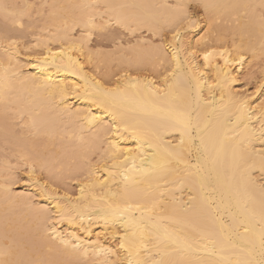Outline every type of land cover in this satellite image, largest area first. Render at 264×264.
Returning <instances> with one entry per match:
<instances>
[{
  "label": "bare ground",
  "instance_id": "bare-ground-1",
  "mask_svg": "<svg viewBox=\"0 0 264 264\" xmlns=\"http://www.w3.org/2000/svg\"><path fill=\"white\" fill-rule=\"evenodd\" d=\"M49 1L41 50L2 43L0 146L14 132L8 121L25 115L32 135L8 142L49 179L80 178L78 192L45 184L32 166L26 191L3 180L0 264H264V87L237 89L241 52L254 43L216 51L224 40L211 24L197 39L204 23L187 12L190 0ZM203 2L214 11L217 0ZM16 9L0 0V18L14 24L2 26L7 35L21 24ZM113 24L172 35L166 49L142 44L119 58L117 74L106 56L102 77L72 32Z\"/></svg>",
  "mask_w": 264,
  "mask_h": 264
},
{
  "label": "rangeland",
  "instance_id": "rangeland-1",
  "mask_svg": "<svg viewBox=\"0 0 264 264\" xmlns=\"http://www.w3.org/2000/svg\"><path fill=\"white\" fill-rule=\"evenodd\" d=\"M47 1L48 0H12V2L15 5V9L17 8L16 10H18V12H21V14H23L21 18H19L21 19L20 20L21 24L20 25L15 24L14 28L16 27L15 29H17V32H14L16 34H9V35H13L10 38L9 35L5 34V32H2L1 30H3L2 26L7 25L8 23H9L8 25L13 27L14 24H12V22L10 21L11 17H8L7 20L0 18V36L2 37V39H0V50L2 49V43L5 42L7 39H8L7 41L9 42L15 43L23 54H25V52H27L28 54L29 52L31 53L34 51L41 50L39 46V42L44 41L46 36L52 33L53 30V28L51 27L48 21L49 19L48 16L52 17V15H49L50 1L49 2ZM219 1L220 0H217V4H214L213 12L207 11L204 8L205 4L203 0H198V1L190 0L188 3L189 6L186 7V9L188 8L187 12H190L191 14L192 13L195 14L198 20L204 23V26L202 27L203 30L197 36V39L201 38V36L202 37L205 36L207 34L208 28L211 25L218 26L214 36L223 38L224 41L221 44L218 43L216 46H213V48L216 51H219L220 49L222 50L228 46L231 47V45L236 43L237 41L239 44L240 43L242 44L243 43L242 41L254 43L256 47V49L254 48L255 50L254 52L253 51L250 52L247 50H243L241 52V55L245 56L244 57L245 69L244 72L238 77L239 83L237 86L238 91L252 96L254 95L253 93H256L255 90L258 89L261 83L263 84L262 86L264 87V46L260 43L261 39L264 37V27L262 28L257 27L253 22L254 20L253 21L251 20L252 19L251 17L257 18L256 20H259L264 24V3H262L264 1L239 0V5L237 6L231 0H222L221 3ZM167 2H168L167 5L169 7L172 8L176 7L175 0H167ZM9 4L7 5V8L11 10L12 6L10 4L11 6L10 7ZM14 15L16 14L13 15L10 14V16L12 17ZM251 22L253 23V25ZM248 23L249 25H247ZM243 24H245V26ZM240 26H242L241 31L239 30ZM243 26L244 27L248 26L247 27L248 30L245 31L247 28L243 29ZM249 26H252L251 29L253 28L251 32L249 31L250 29ZM255 26L258 28L260 33L256 31L257 28H255ZM74 29L75 30H73L72 32L73 39L85 38L86 39L85 43L86 46L88 47L87 51L90 54L92 53L91 55L89 54L90 57L89 60L87 59L88 61L87 60L85 61L86 66L89 69L98 72L99 75L102 77L107 73L109 66L107 65L106 62L107 61L106 56L111 57L112 72L114 74H117L122 69L126 68L125 64L119 63V58L126 59L131 57L132 56L131 51H133V56H134L135 50H137L139 48V45L142 44L143 45L145 44L144 45L145 48L150 46L151 48H156V47L165 48V46H163L164 45L163 39L164 38L170 39L169 37H171L172 35L171 34L172 32L167 28L165 30H162L161 32H154L153 30H149L148 28H140L139 30L135 29V32H133L134 30L133 31L128 30L124 27L117 26L115 24H113L112 27L110 26L109 29L106 30L96 29L91 33H87L80 26L79 27L75 26ZM6 35L9 37L5 38L4 36ZM260 35H262L263 37ZM245 42L243 43V45L246 44ZM223 43H225V45ZM1 52L3 53L5 51L2 49ZM145 71L146 73H149V70L146 69ZM145 71L143 70V73H145ZM12 108H14V106ZM8 112L12 116L16 111H13L11 109V112L10 110ZM16 115H14V118L11 121L9 120L8 122L11 123L10 125L12 126L11 130H13L17 135L14 132H9L10 135L6 136V139H8V141H10L12 138L14 139L15 137L16 138L19 137V135L21 138L24 139L30 138V136L32 135V134L30 135L29 133L30 130L28 131L30 127L27 124L28 122L26 119L27 117H25V115L23 117L22 115L18 117L19 114ZM11 133H14L15 136L13 135L12 137ZM27 133H29L28 136L25 135ZM23 135L24 137H22ZM32 138H37V137L34 136ZM8 141L5 142L6 144H3L4 142H1L3 147L0 146L2 147L0 148V183L3 180L12 181L13 184L12 188L15 192L21 193L22 191H26L29 185L28 184V177H30L29 171H30V167L32 166L34 168V173H35L33 175L34 176L36 175V177L39 179L41 178L42 181L44 180L45 184L46 183L53 184L55 187L56 186L58 187V188L56 187V189H58L59 191L67 190L69 193H71L73 197L77 195L78 184H79L78 180H80V178L76 180V178L74 179L75 176L68 175L63 177L64 179L62 180L55 179L56 181H54L52 179H49V176L45 174V170L43 171L42 169L38 168L39 164H36L35 162L36 159H33L32 157V160H34L32 161L30 159V156H25V157L22 156L20 153L17 152V150L14 149L15 148L14 144L9 143ZM42 145L43 144L40 145V148L43 147ZM51 147L52 146L48 147L47 149L48 151H46V153L54 152L52 154H55L57 152L56 148L54 146L52 148ZM96 156L97 154H94V156L92 155L90 157L91 158L90 161L92 163L96 162L98 158V156L97 157ZM30 163L32 165H30ZM261 178L262 177H260V179ZM57 181H61L60 183L63 184H61L60 186L59 182ZM56 182L58 183V185H56L57 184ZM8 242H9L8 239L5 240V243Z\"/></svg>",
  "mask_w": 264,
  "mask_h": 264
}]
</instances>
